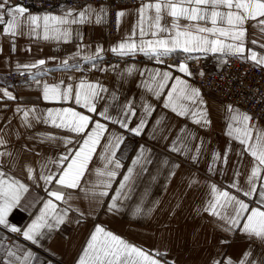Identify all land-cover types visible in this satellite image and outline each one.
Wrapping results in <instances>:
<instances>
[{"label": "snow or ice", "instance_id": "6c2138e0", "mask_svg": "<svg viewBox=\"0 0 264 264\" xmlns=\"http://www.w3.org/2000/svg\"><path fill=\"white\" fill-rule=\"evenodd\" d=\"M40 2L50 6L33 11L22 0H0V54L5 42L15 53L21 38L70 46L66 56L15 63V73L37 90L36 103H16L9 116L5 101L22 97L0 86V264H45L33 247L87 221L73 264H176L167 248L145 249L96 218L124 208L151 213L161 203L151 201L145 212L151 186L167 191L180 178L169 214L187 201L192 219L221 233L205 264H264V89L218 71L225 95L243 99L214 107L195 82L205 71L192 68L212 59L223 69L235 59L264 73V0H135L119 8L113 0ZM110 19L118 33L128 21L114 43L86 40L89 26ZM50 60H58L55 68L45 67ZM213 115L225 121L223 150H210L201 135ZM202 160L209 177L224 181L202 184ZM33 189L43 192L39 206L18 226L11 217L26 210ZM235 244L241 248L234 254Z\"/></svg>", "mask_w": 264, "mask_h": 264}, {"label": "crops", "instance_id": "0c3cea01", "mask_svg": "<svg viewBox=\"0 0 264 264\" xmlns=\"http://www.w3.org/2000/svg\"><path fill=\"white\" fill-rule=\"evenodd\" d=\"M124 7V6H120ZM130 7V6H129ZM119 8V7H118ZM35 11V10H33ZM128 27V21L125 20L121 25L120 33H116V38L113 41H108L107 25L106 26H89L86 29V40L95 43L103 44L105 47L114 43L119 35ZM31 47V52H26L24 49ZM69 45H56L55 43L46 42H29L25 38L18 41V50L15 53L9 54L7 42L4 43V52L0 54V86H10L9 90L14 91V94L22 97V100L17 102L5 101L10 107L6 110V114L11 116V109L15 107L16 103H32L37 102V90L34 87H28L26 84L12 85L5 82V75L15 72L14 65L16 62L30 63L35 59H48L49 57H61L68 54ZM12 64V68L7 66ZM57 61H49L45 67L55 68ZM147 64V60H145ZM201 69L208 72H217L215 61L212 59L202 60L198 63ZM150 66V65H149ZM35 71V70H33ZM56 78L62 76V73L56 71L53 73ZM49 78H52L51 76ZM205 98L215 107L220 104L209 93L202 90ZM41 106H43V103ZM13 123H16L13 120ZM223 119H217L213 115V124L207 131H201V135L206 140L210 141L208 148L210 150H223L225 148L227 138L223 135ZM261 124H264L261 122ZM43 129V126H38ZM133 144L129 143L128 147L124 149V154L127 156L131 153ZM207 159V158H206ZM127 166V165H126ZM197 175L202 179L201 183H213L216 181H224L223 176L211 175L206 171V161H201ZM163 181L164 177L160 178ZM182 179V178H180ZM180 179L173 180L167 191H164L163 184H153L149 189V195L145 198L144 208L147 213V208L151 207V201L159 200L161 203L156 210L151 213L141 214L140 216H133L130 208H124L123 211L115 216L104 215L97 217V221H103L104 225L121 235L126 240L144 247L151 248H167L168 254L172 259L176 260V264H205L209 251H213L217 246V240L221 233L211 227L207 221L201 220L199 217L192 219L189 216L187 201L183 202V211L176 209L175 216L169 214L170 208L175 207L178 200V193L180 188ZM115 187V185H114ZM144 184L137 185V191L143 192ZM207 192V190H205ZM43 192L39 189H33L29 192L23 201L26 210L17 209L14 211L11 219L18 226L27 223L29 220V213L35 210L39 205L36 201ZM137 197V201H138ZM86 203V202H85ZM135 205H132L134 208ZM91 227V221H87L82 226L70 225L63 227L62 233H53L51 239L42 241L39 248L33 247V251L37 253L39 261H51V264H73V261L80 251L81 246L85 242L88 230ZM241 248L240 244H235L230 251L234 254L238 253ZM49 250L55 253V256L49 255Z\"/></svg>", "mask_w": 264, "mask_h": 264}, {"label": "built area", "instance_id": "2783aa9c", "mask_svg": "<svg viewBox=\"0 0 264 264\" xmlns=\"http://www.w3.org/2000/svg\"><path fill=\"white\" fill-rule=\"evenodd\" d=\"M12 2L15 3L16 0H12ZM22 2L26 5H35V8H33V10H37L41 8V6H50L49 3L41 5L40 0H22ZM50 2L55 3L56 0H50ZM77 2H80V0H77ZM113 4L115 8H118L120 6H132L135 4V0H113ZM116 33L117 30L114 24V19H110L107 25V38L109 42L113 41L116 38ZM192 68L194 71L201 69L198 63H193ZM218 71H221L225 77L228 75H231L233 79L242 77L245 84L249 86L250 90L252 85H258L261 89H264V73H261L259 70H252L250 66L241 63L239 60L233 59L230 62L229 66L223 69H219ZM217 72L205 71V77L199 78L197 76L195 78V82L198 85H202V90L209 93L217 100L225 102L230 100L232 103H237L239 100L243 99V97L239 96L225 95L228 85L227 83L223 82L221 76L217 75ZM27 79L28 78L26 76H20L15 72L9 73L4 77L5 82L12 85L24 84ZM232 91L235 92V89H232ZM243 107L247 108L249 111L255 110V108H249L247 105H243ZM260 122L264 123V120H261Z\"/></svg>", "mask_w": 264, "mask_h": 264}, {"label": "rangeland", "instance_id": "374dc122", "mask_svg": "<svg viewBox=\"0 0 264 264\" xmlns=\"http://www.w3.org/2000/svg\"><path fill=\"white\" fill-rule=\"evenodd\" d=\"M200 67H201V65H200Z\"/></svg>", "mask_w": 264, "mask_h": 264}]
</instances>
